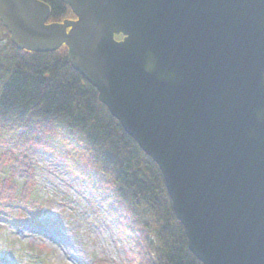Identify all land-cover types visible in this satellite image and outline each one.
Listing matches in <instances>:
<instances>
[{
  "label": "water",
  "instance_id": "water-1",
  "mask_svg": "<svg viewBox=\"0 0 264 264\" xmlns=\"http://www.w3.org/2000/svg\"><path fill=\"white\" fill-rule=\"evenodd\" d=\"M0 0L19 49L62 45L158 165L202 264H264V0Z\"/></svg>",
  "mask_w": 264,
  "mask_h": 264
},
{
  "label": "trees",
  "instance_id": "trees-1",
  "mask_svg": "<svg viewBox=\"0 0 264 264\" xmlns=\"http://www.w3.org/2000/svg\"><path fill=\"white\" fill-rule=\"evenodd\" d=\"M42 1L51 7L49 22L75 17L61 0ZM49 141L64 148L66 169L129 236L127 264H202L188 249L158 165L72 67L67 47L19 49L0 22V220L11 218L7 208L21 217L37 201L29 154Z\"/></svg>",
  "mask_w": 264,
  "mask_h": 264
},
{
  "label": "rangeland",
  "instance_id": "rangeland-1",
  "mask_svg": "<svg viewBox=\"0 0 264 264\" xmlns=\"http://www.w3.org/2000/svg\"><path fill=\"white\" fill-rule=\"evenodd\" d=\"M63 149L49 141L31 150L37 201L21 217L4 210L11 218L0 220V264H127L134 253L129 236L85 180L66 169Z\"/></svg>",
  "mask_w": 264,
  "mask_h": 264
}]
</instances>
